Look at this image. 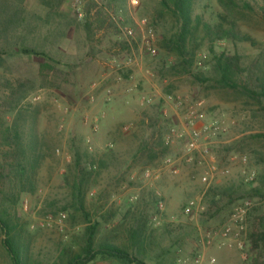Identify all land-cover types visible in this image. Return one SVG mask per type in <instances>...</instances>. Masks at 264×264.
Returning a JSON list of instances; mask_svg holds the SVG:
<instances>
[{"label":"rangeland","instance_id":"374dc122","mask_svg":"<svg viewBox=\"0 0 264 264\" xmlns=\"http://www.w3.org/2000/svg\"><path fill=\"white\" fill-rule=\"evenodd\" d=\"M249 2L253 11L228 15L253 42L214 43L215 53L240 57L241 81L264 76V0ZM157 7L156 0H0V215L17 224L27 264H53L63 251H78L89 223L70 206L76 153L87 171L85 207L99 222L98 240L128 244L147 264H264V137L254 136L264 135V108L214 78L172 74L175 58L158 47L170 24L153 26ZM220 11L217 0H200L197 10L211 23ZM125 28L134 30L132 38ZM149 36L154 56L144 48ZM208 47L201 44L195 62L205 59L193 72L209 77ZM187 107L201 123H222L205 140L216 166L209 185L200 179L208 159L187 150L205 135L164 142L169 127L183 130ZM16 162L34 174L32 191H22ZM248 171L255 179L245 183ZM190 201L197 208L186 214ZM246 201L244 231L237 240L222 237ZM141 216L148 237L142 250L126 239ZM2 239L0 231V264H9ZM86 264L122 263L99 256Z\"/></svg>","mask_w":264,"mask_h":264},{"label":"trees","instance_id":"16d2710c","mask_svg":"<svg viewBox=\"0 0 264 264\" xmlns=\"http://www.w3.org/2000/svg\"><path fill=\"white\" fill-rule=\"evenodd\" d=\"M199 2L200 0H156L158 7L153 15V26L163 28L170 24V27L164 30L158 41L159 49L175 58V62L168 68L169 71L176 75H191L202 83L214 78L213 80L218 87L245 95L264 108V76H255L253 81L249 77L246 78L247 81H241L239 79L241 74L240 57L237 54L230 56L225 53L217 54L214 52L216 41L253 42L249 35L241 33L236 23L228 15V12H233L239 8L253 11L249 0H217L223 11L216 14L214 23L205 20L203 12H197ZM261 10L264 18V7ZM92 25L91 22H85V28L90 33L93 30ZM206 41L209 44V52L213 55V76L209 77L202 72H193L196 53L201 44ZM122 46L126 47L127 45L123 43ZM20 52L27 55L40 54L35 49L28 47H22ZM254 136L264 137L260 134ZM76 158V172L71 184L70 206L83 213L89 224L82 233L78 251L74 253L70 250L63 251V254L53 264H86L99 256L114 259L122 264H147L129 251L128 244H117L107 239H97L99 222L90 221V215L85 207L84 179L87 176V171L80 166L77 153ZM25 166L21 162H16L15 167H13V174L19 179L22 191H32L31 184L34 174ZM260 221L264 222V218H260ZM16 226V223L0 215L2 244L9 257V264H27L26 249L22 243L21 233L16 229ZM146 233V219L143 216H141V220L137 217L133 218V222L126 229V239L129 246L142 250L145 240L148 239Z\"/></svg>","mask_w":264,"mask_h":264},{"label":"built area","instance_id":"2783aa9c","mask_svg":"<svg viewBox=\"0 0 264 264\" xmlns=\"http://www.w3.org/2000/svg\"><path fill=\"white\" fill-rule=\"evenodd\" d=\"M123 33L125 34L127 38L130 39L134 35V30L132 28H125ZM144 48L147 51V53H149L150 55L152 56L156 55V47L153 43L152 36H149L147 37V39H145ZM204 59H205V55H203L202 58L196 62L197 65L201 67ZM133 63H134V58L130 56L126 59L124 64L126 67H130L133 65ZM176 106L182 107L183 106L182 100L177 99ZM200 118H201V114L196 109H194L193 107H187L184 113L185 123L183 126V130H180L179 128L175 126L169 127L166 134L164 135V142L167 145L172 144L175 140L183 139L185 134L190 135L191 132L196 133L198 131V134L205 135L203 137L202 142L196 143V140L192 141L191 144L187 147V150L188 152L198 151V154H200V156L203 159H208V162H206V170L201 175L200 179H201V182L209 185L211 179L214 176V173L216 172V166L213 164L211 160L209 143L206 142L205 140L207 139L208 133H210L211 130L220 129L222 123L215 121L210 124H204V123H201ZM189 160L191 159L189 158ZM165 162L166 164H172L171 157L169 156L166 157ZM200 162L202 161L200 160ZM244 174H245L244 175L245 183H250L255 179L254 171H248L247 173H244ZM250 206H251L250 202L246 201L243 203L242 206L236 207L232 211V214L230 216V221L234 228L230 226H225L221 233L222 237L232 236L235 240L238 239L240 234L244 231L246 215H247L248 210L250 209ZM193 208H197V207H195L193 201H190L185 207L184 212L188 214ZM211 237H212L211 233H208L206 235V240L208 243L210 242ZM238 247L242 248L241 242H238ZM195 262L199 263L200 261L197 259ZM213 262H214V259L209 260V263H213Z\"/></svg>","mask_w":264,"mask_h":264}]
</instances>
